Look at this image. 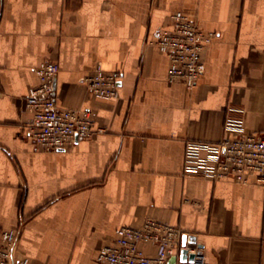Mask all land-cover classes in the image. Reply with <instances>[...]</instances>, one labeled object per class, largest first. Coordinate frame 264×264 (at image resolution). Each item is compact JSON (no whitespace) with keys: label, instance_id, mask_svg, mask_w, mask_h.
Returning a JSON list of instances; mask_svg holds the SVG:
<instances>
[{"label":"crops","instance_id":"crops-1","mask_svg":"<svg viewBox=\"0 0 264 264\" xmlns=\"http://www.w3.org/2000/svg\"><path fill=\"white\" fill-rule=\"evenodd\" d=\"M180 9L216 33L193 89L154 43ZM44 60L60 64L58 104L97 130L57 151L26 128ZM99 68L122 72L117 97L91 94ZM237 108L264 134V0H0V231H19V264H103L99 248L148 217L193 234L207 264H264V183L185 168L187 143L232 135Z\"/></svg>","mask_w":264,"mask_h":264},{"label":"built area","instance_id":"built-area-1","mask_svg":"<svg viewBox=\"0 0 264 264\" xmlns=\"http://www.w3.org/2000/svg\"><path fill=\"white\" fill-rule=\"evenodd\" d=\"M171 17V24L158 30L154 43L170 58L169 78L193 89L206 68L204 51L216 33L204 31L197 19L185 10H177ZM35 71L39 83L29 89L26 97L32 113L26 128L33 144L40 149L57 151L94 136L97 130L90 109L58 104L60 64L44 60ZM122 76L119 70L99 68L85 80L93 96L112 99L118 96ZM225 129L232 135L219 142L187 143L186 171L209 179L239 182H248L249 177L255 175L257 182L264 183V134L247 130L244 110L240 108L227 117ZM19 238L16 229L0 231V264H19L16 258ZM145 244L153 245L156 253L150 255ZM183 249L195 254V260L177 264H207L193 234L148 217L141 226L120 227L114 242L101 246L96 259L103 264H170L171 257H180Z\"/></svg>","mask_w":264,"mask_h":264},{"label":"water","instance_id":"water-1","mask_svg":"<svg viewBox=\"0 0 264 264\" xmlns=\"http://www.w3.org/2000/svg\"><path fill=\"white\" fill-rule=\"evenodd\" d=\"M195 260V254H189L187 249H183L181 252L180 257L172 256L170 259V264H177L180 263H193Z\"/></svg>","mask_w":264,"mask_h":264}]
</instances>
